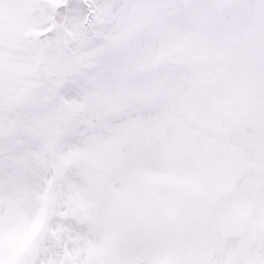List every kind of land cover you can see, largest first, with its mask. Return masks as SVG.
<instances>
[{
    "label": "snow or ice",
    "instance_id": "6c2138e0",
    "mask_svg": "<svg viewBox=\"0 0 264 264\" xmlns=\"http://www.w3.org/2000/svg\"><path fill=\"white\" fill-rule=\"evenodd\" d=\"M0 264H264V0H0Z\"/></svg>",
    "mask_w": 264,
    "mask_h": 264
}]
</instances>
